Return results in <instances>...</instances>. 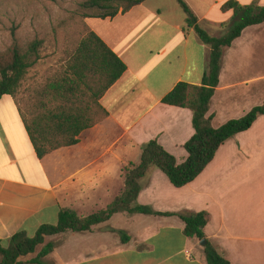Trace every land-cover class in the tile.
<instances>
[{"label":"crops","instance_id":"1","mask_svg":"<svg viewBox=\"0 0 264 264\" xmlns=\"http://www.w3.org/2000/svg\"><path fill=\"white\" fill-rule=\"evenodd\" d=\"M185 1L209 33L224 34L222 24L232 12L221 6L228 0ZM238 1L264 6V0ZM84 22L123 60L126 71L99 100L108 116L83 130L77 144L43 158H38L24 120V115L31 121L40 113L33 97L38 90L25 99H0L1 240L18 232L34 236L41 225L57 224L62 208L81 216L106 208L125 185L126 166L139 161L150 140H158L178 163L188 156L183 145L195 134L193 113L162 100L180 82L202 84L210 48L188 25L178 2L145 0L113 18L88 17ZM263 82L264 23L247 27L225 50L208 113L213 125L219 127L261 105ZM225 110L232 116L216 123ZM245 136L241 132L228 139L204 171L181 188L160 169L151 168L137 203L160 212L206 210V237L231 264H264V189L255 180L261 169L255 164L242 175L236 161L252 157ZM184 228L178 216L119 212L91 230L50 236L57 246L47 261L208 264L204 246L187 237ZM114 230L125 231L130 240L122 242Z\"/></svg>","mask_w":264,"mask_h":264},{"label":"trees","instance_id":"2","mask_svg":"<svg viewBox=\"0 0 264 264\" xmlns=\"http://www.w3.org/2000/svg\"><path fill=\"white\" fill-rule=\"evenodd\" d=\"M145 0H86L81 6L83 17L113 18ZM186 14V21L200 40L210 48L208 67L201 85L178 83L162 100L163 103L188 108L193 113L195 134L183 145L188 156L178 163L156 139L142 148L138 162L126 166L125 185L114 200L104 209L87 216L62 208L57 224L41 225L34 236L18 232L7 240L0 239V264H55L47 261L57 242L49 237L68 231L82 232L109 220L114 214H150L178 216L185 223L184 234L190 238L206 240L204 246L208 264H231L207 239L204 228L210 221V213L160 212L137 203L142 180L151 168L160 169L176 188L194 181L214 159L219 148L238 133L249 130L264 115V101L240 118H233L215 127L213 116H208L212 98L220 82V73L225 50L232 46L243 31L253 25L264 23V6L253 2L242 4L228 0L221 6L224 12L231 11L230 20L222 26L221 36L210 34L199 22L193 9L185 0H176ZM85 23V22H84ZM85 32L71 53L65 70L44 84L34 95V106L40 111L31 121L24 115L26 128L38 158L51 151L79 142L80 133L108 116V111L99 103L102 95L123 75L126 64L85 23ZM41 39L34 40L26 50L17 41L0 57V99L5 95L15 96L29 68L41 58ZM51 123L54 125L51 126ZM53 133L61 138L55 139ZM117 232L122 242L130 237L123 230Z\"/></svg>","mask_w":264,"mask_h":264},{"label":"rangeland","instance_id":"3","mask_svg":"<svg viewBox=\"0 0 264 264\" xmlns=\"http://www.w3.org/2000/svg\"><path fill=\"white\" fill-rule=\"evenodd\" d=\"M84 1L86 0H0V57L15 41L22 50H26L36 39L43 41L41 58L29 68L15 95L17 98L19 96L25 99L65 70L71 53L86 29L83 17L85 10L81 6ZM262 90L264 93V82ZM229 116H232L231 111H222L215 122H222ZM243 133L246 135V149L252 151V157L236 161H239L242 175L249 173L256 164L261 169V175H257L255 180L261 181L264 189V116ZM255 137L258 140L254 142Z\"/></svg>","mask_w":264,"mask_h":264},{"label":"water","instance_id":"4","mask_svg":"<svg viewBox=\"0 0 264 264\" xmlns=\"http://www.w3.org/2000/svg\"><path fill=\"white\" fill-rule=\"evenodd\" d=\"M200 243H201V245L205 246L206 245V240L204 239V240L200 241Z\"/></svg>","mask_w":264,"mask_h":264}]
</instances>
